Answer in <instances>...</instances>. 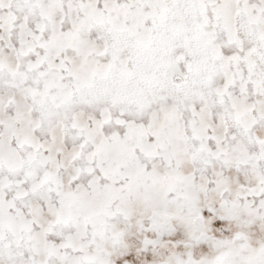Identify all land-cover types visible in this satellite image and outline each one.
Wrapping results in <instances>:
<instances>
[{
    "label": "snow or ice",
    "instance_id": "1",
    "mask_svg": "<svg viewBox=\"0 0 264 264\" xmlns=\"http://www.w3.org/2000/svg\"><path fill=\"white\" fill-rule=\"evenodd\" d=\"M0 264H264V0H0Z\"/></svg>",
    "mask_w": 264,
    "mask_h": 264
}]
</instances>
